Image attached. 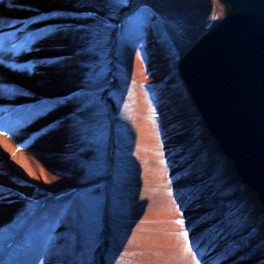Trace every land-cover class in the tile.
I'll list each match as a JSON object with an SVG mask.
<instances>
[{
	"label": "bare ground",
	"instance_id": "obj_1",
	"mask_svg": "<svg viewBox=\"0 0 264 264\" xmlns=\"http://www.w3.org/2000/svg\"><path fill=\"white\" fill-rule=\"evenodd\" d=\"M191 1L195 0L143 3L170 19L171 11L177 12ZM133 11V6H125L118 22ZM98 17L108 18L104 0H0V41L7 49L0 50L6 61L0 65V115L5 113L0 116V188L4 189L0 192V240L9 230L16 232L12 249L0 243V264H76L74 259H80L79 255L67 248L60 256L51 254L54 247L43 254L39 237L16 261L12 252L23 243L27 227L37 222L36 214L45 211L57 196L103 181L105 226L91 264H264L262 201L223 153L219 139L186 89L179 66L178 70L173 68L172 57L152 30L145 39V56L136 43L127 47L128 68L137 79L151 85L156 97L154 104L147 105L143 92H138L133 124L135 155L129 159L137 172L119 178L129 196V211L115 217L109 212L112 183L118 176L113 167V139L106 174L78 186L85 169L82 164L95 156V148L89 138H79L77 122L95 108L89 104L79 111L83 104L74 95L103 90L104 103L109 104L107 115L111 116L110 91L117 82L112 79L114 72L108 79H88L92 60L101 58L95 53L77 54L87 46L81 40L83 31L77 28L91 20L96 24ZM108 22L114 20L108 18ZM122 30L115 29L110 44L114 60ZM12 44L17 46L15 50H11ZM156 110L162 126L161 144L160 136L150 131L148 113ZM162 148L169 159L172 185L166 164L156 153ZM36 187L44 196L30 200ZM36 201L39 207L30 212ZM185 215L189 235L182 233L186 227L176 220ZM110 220L118 222L124 232L113 230ZM76 247L83 250V243L79 241Z\"/></svg>",
	"mask_w": 264,
	"mask_h": 264
},
{
	"label": "water",
	"instance_id": "obj_2",
	"mask_svg": "<svg viewBox=\"0 0 264 264\" xmlns=\"http://www.w3.org/2000/svg\"><path fill=\"white\" fill-rule=\"evenodd\" d=\"M193 37L180 76L264 206V0L202 1L193 9Z\"/></svg>",
	"mask_w": 264,
	"mask_h": 264
},
{
	"label": "rangeland",
	"instance_id": "obj_3",
	"mask_svg": "<svg viewBox=\"0 0 264 264\" xmlns=\"http://www.w3.org/2000/svg\"><path fill=\"white\" fill-rule=\"evenodd\" d=\"M202 1L204 0H195L185 3L184 5L180 6L177 12L171 11V16H169L170 19L165 17L169 23L163 25L161 29H146L145 35L135 37L132 42L136 43L139 49H142L141 55L145 56L146 54V51L143 50V47L145 46L144 43L146 37L152 30L154 34H158L159 38L157 39V41L158 43H160V46H163L167 51L168 56L172 57V66H174L173 68L178 70V68L176 67L178 65L177 63L180 61L183 55L195 44L193 37V21H191L190 17L193 18V9L196 8ZM125 6L129 5L121 6V8L117 11L116 17L111 18L109 17V13L110 11H112L111 6L106 3V15L108 18L114 20L113 24L118 23L123 15V9L125 8ZM146 6L151 7L153 11L157 12L152 6ZM158 14L162 15L161 13ZM82 15L85 16V14ZM94 22V20H91L89 23L83 24L82 27L77 28V31H83L82 35L84 36L85 32L89 30V26L95 25ZM115 29L116 28L108 30L109 38L105 45L107 55L99 61H96V59H94L91 62V67L88 74L97 73L99 75L94 76L91 79L88 78L87 74V76H85L93 81L94 79H108L113 72L115 73V76L112 79L117 80L116 87L110 91V97L112 98V104L114 106L112 115H107L109 113V104L104 103L105 97L103 95V90H89L82 92L79 91L76 95H74V97H80V102L83 104L91 94L92 99L98 101V105L102 110L101 115L90 121V123L94 127H97L98 130L102 133V138L99 142L92 139L91 137L89 138V140L92 141L95 148L92 152L97 157L96 159L101 156V152L103 154V172L100 176L89 178L86 174V169H84V171L82 172L83 174L79 178V180L81 181L78 186L82 185L83 182L90 184L93 180L101 178L106 174L108 170V155L110 151V143L112 139L114 140V145L111 149L114 155V171L118 176H115V179L117 178V181L115 180L112 183L114 189L112 190V196L110 198L111 202L109 212L113 217H115L114 215L117 213L124 214L128 212L130 207L128 200L129 196L127 198L128 194L126 192L124 194L121 184H123V179L127 178V174L130 176L137 172L136 168L134 169L133 167H131L129 159L135 155L132 145L135 139L133 124L138 112V92H143L144 99L148 101L147 105L154 104L156 100L154 92L151 89V85L148 82L140 81L139 79H137V77L133 75L131 69L128 68L127 47L130 46L132 42L122 40L123 30L118 36L114 60V51H112V45L110 44L112 42ZM164 32H167L168 35V39L166 40L163 36ZM113 64L115 65V67L112 66ZM91 105L94 106L95 112L97 110V104L91 103ZM146 107L149 108L148 106ZM148 116L152 120L150 131L160 136L159 142L160 144L163 143V138L161 136L162 126L160 125L159 121V112L157 110L155 112L149 111ZM165 151L166 149L162 148L161 150H156V153L159 155L161 161L166 164L167 174H170L171 169L168 164L169 159L166 157ZM95 156H93V158L90 157L89 159L84 160V162L90 165L94 164L96 162V159L94 160ZM120 177H123V179L119 180ZM169 181L170 185H172L173 181L170 178ZM93 186L94 185H90L88 187ZM100 186L101 187L97 191L99 192V194H101L103 202L101 205V210L97 217L93 219L82 218L79 224H72L68 222L67 215H57V213L54 211L57 205L65 204L66 202L72 200L78 193L87 188L84 187L75 189L73 193L69 195L61 194L57 196L56 201L50 204V206H48L46 210L42 211V213L39 215V218L37 220L38 223L32 222V226H30L28 230L30 229L31 231V229H34L33 231L37 232V234L34 233V235H36L35 238L39 237L40 245L38 247L44 250L42 252L43 254L45 250L46 252H48L53 247L55 248V251L58 250L60 253H63L64 248H67L70 251L73 250L75 256L79 255L80 259H74V262L76 261V264H87L89 256L91 257L92 255L96 254L97 244L102 239L103 229L105 226L103 217L105 213L104 209L107 204L105 181H103ZM170 188L172 189V186H170ZM32 195L36 197H43L44 193L40 187H36V190ZM66 222L68 223V226ZM110 226H112L113 230H115L118 234H122L124 232L120 228L119 223L115 222L114 220H110ZM28 235L29 234H27V236ZM62 238L65 241H68V245L65 244V241L62 240ZM53 241L56 242V244H54ZM79 241L83 243V250L81 251H79L76 247L79 244ZM44 257H46V255H44Z\"/></svg>",
	"mask_w": 264,
	"mask_h": 264
},
{
	"label": "snow or ice",
	"instance_id": "obj_4",
	"mask_svg": "<svg viewBox=\"0 0 264 264\" xmlns=\"http://www.w3.org/2000/svg\"><path fill=\"white\" fill-rule=\"evenodd\" d=\"M105 3L111 6L112 11L109 13V17L115 18L117 11L124 5H131L134 7V11L131 15H128L124 21L120 24H113L108 22V18H97V23L95 25L89 26V30L85 32L84 36L81 37V40L87 45L84 48L78 50L79 54L86 53H95L96 56L103 59L107 55L105 50L106 42L109 38L108 30L113 28H122V40L132 42L135 37L145 35L146 29H161L163 25L169 23L168 20L159 15L157 12L153 11L151 7L146 6L143 3V0H104ZM60 13H54V15H59ZM87 15H94L93 13H87ZM36 19H41L40 16L35 17ZM2 23V22H0ZM49 31H56V29H49ZM9 35V34H5ZM164 39H168L167 32L163 33ZM30 42V41H29ZM16 45H11V50L16 49ZM0 50L7 51L3 48V41H0ZM6 61L3 56H0V65L5 64ZM87 66V65H85ZM9 67H15V65H9ZM89 78L91 79L94 76H98L97 73H89ZM96 103L97 110L93 113H90L84 119L78 120L77 122V135L80 139L86 140L92 138L96 141H100L102 138V133L98 130L97 127H94L90 121L95 119V117L101 115L102 110L98 105V101L92 99L91 94L89 98L85 100L82 107L79 111H84L87 109L89 104ZM101 156L96 160L94 164H82V167L86 169V174L89 178L102 175L103 172V159ZM101 186L99 184L94 185L93 187H87L82 192L78 193L72 200L66 202L65 204L57 205L54 211L57 215H67L68 222L72 224H79L82 218L93 219L99 215L102 205V196L97 191ZM4 189L0 188V192H3ZM9 194L11 192L9 191ZM2 198V196H0ZM39 207V202L36 201L34 208L30 212H34ZM63 222V221H62ZM181 223L184 221L181 220ZM3 231V229H0ZM16 232L15 229L9 230L7 235L0 240V243L8 249H12L11 241L14 239ZM54 256H60L61 253L53 251L51 253ZM87 264H91V257L89 256Z\"/></svg>",
	"mask_w": 264,
	"mask_h": 264
}]
</instances>
